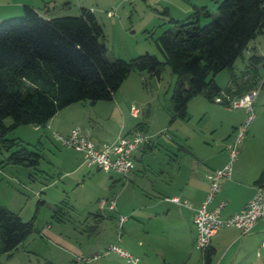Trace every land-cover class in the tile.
Here are the masks:
<instances>
[{"label": "trees", "instance_id": "1", "mask_svg": "<svg viewBox=\"0 0 264 264\" xmlns=\"http://www.w3.org/2000/svg\"><path fill=\"white\" fill-rule=\"evenodd\" d=\"M212 1L215 14L203 25L198 17L210 16L205 6L195 8L183 20H168L170 26L154 40L161 60L148 52L128 60L108 59L101 26L84 7L78 15L47 17L22 4L21 15L0 20V146L8 152L2 162L35 166L40 157L17 137L5 138L8 130L19 125L44 127L58 110L77 102L111 100L131 71L159 78L164 67L169 68L174 76L169 122L187 119V104L198 94L209 101L221 97V102L213 101L227 107L225 95L236 98L257 88L263 55L252 51L239 74L233 72V65L264 31V0ZM222 70L228 72L224 88L214 80ZM5 118H10L8 125L3 123ZM141 128L138 122L133 130ZM58 209L53 206L55 219ZM34 218L24 221L0 204V254L10 255L33 232ZM208 247L203 264L212 255Z\"/></svg>", "mask_w": 264, "mask_h": 264}, {"label": "crops", "instance_id": "2", "mask_svg": "<svg viewBox=\"0 0 264 264\" xmlns=\"http://www.w3.org/2000/svg\"><path fill=\"white\" fill-rule=\"evenodd\" d=\"M256 42L258 45L259 41L255 40L248 45L249 51L246 52L248 56L258 49ZM233 72L239 74L240 71L235 72L233 67ZM257 73L260 76L259 68ZM214 80L218 84L215 78ZM192 100L193 98L187 104L188 118L185 120L175 119L169 122L170 113L167 112L168 125L165 124V117L157 123L149 116L148 110L141 112L142 120L139 122L142 123L141 130L147 138V143L141 151L133 153L134 168L127 180L115 172L112 173L116 176L109 175L111 186L123 181L122 191L118 199L114 200V208L107 207L108 200L96 198L97 207L94 212L93 209L86 208L84 216L81 214L74 218L71 214L76 209L75 205L60 200V203L53 204L59 207L58 219L51 215L53 220L46 221L41 230L34 229L19 245L25 247L26 251L39 255L40 264H45L46 261L51 264H125L124 260L115 254L87 261L76 260L77 257L90 258L111 244L113 241L111 233L115 232L118 245L137 255V264H203V253L192 244L195 234L192 224L193 213L207 191V173L222 167L228 161L226 145L233 142L235 136L231 140L232 135H226L224 143L220 144L222 146L207 145V142L199 140L192 142L186 130ZM215 104L217 105L211 107L215 112L224 113L220 108L230 109L220 103ZM131 106L133 105L129 106V115L137 118L139 112L134 107L136 112L132 113ZM252 106L255 118L253 117L246 135H243L242 143L239 146L237 144L238 153L231 164L229 178L220 180L219 192L211 203L213 205L220 200L225 202L220 212L222 218L242 209L253 196L257 185L264 188V136L262 135L263 139L260 137V133L264 132V99L255 98ZM238 109L242 110L241 113L228 115L231 130L235 129V124L240 123L246 114L243 108ZM57 112L46 124L51 133L66 134L72 127H80L81 121L78 117L74 118L68 114V117L60 120ZM185 121L186 123H183ZM259 123L263 125L261 132ZM135 124L117 135L129 134ZM33 127L38 130V127ZM122 127L124 128L125 124ZM257 140L262 141V145L255 144ZM70 166L72 170L64 172V175L78 172L84 164L80 160L78 164L71 163ZM91 167L86 168L89 170ZM260 175L261 182L256 184L255 180ZM127 181L133 187L136 186L137 190L140 189L141 195L126 193L127 196L121 197L129 187ZM133 187L129 193L134 190ZM174 195L187 201L190 208L164 199ZM101 200L105 202L99 207ZM119 216L126 218L119 222ZM36 236L39 239H36ZM263 239L264 217L258 219L251 231L246 234H240L234 227L222 226L210 237L208 248L211 249L212 255L208 264H264V247L261 246ZM35 247H39L40 250Z\"/></svg>", "mask_w": 264, "mask_h": 264}, {"label": "rangeland", "instance_id": "3", "mask_svg": "<svg viewBox=\"0 0 264 264\" xmlns=\"http://www.w3.org/2000/svg\"><path fill=\"white\" fill-rule=\"evenodd\" d=\"M22 4H30L47 17L78 15L81 7L89 9L101 26L103 41L107 48L106 56L110 60L114 58L128 60L144 52L154 54L161 60V54L154 40L160 32L170 26L168 21L170 18L183 20L195 8L205 6L210 16L198 17L199 24L203 25L215 14L216 6L212 0H0V20L21 15ZM262 37L264 36L260 34L252 41H259L258 45L256 42L258 49L255 53L264 56V38ZM248 49L235 60L233 65L235 72L243 70L247 64ZM259 74L260 79L256 85L258 92L255 98L264 99L262 67H259ZM214 78L218 85L224 88L228 82V72L222 70ZM173 81L174 76L167 66L164 67L159 78L149 77L145 71H131L111 100H99L94 104L87 100L77 102L74 106L59 110L57 117L59 116L60 120L68 117V114L74 118L78 117L81 124H79L80 127H75H78L83 134L90 136L93 141L99 142H109L118 133L127 131L136 122L142 120L141 112L144 113L147 110L154 122L162 121L165 117V124L168 125L166 115L170 112L169 94ZM131 104L139 112L137 118L129 115ZM214 105L217 104L213 100L209 101L200 94L193 97L189 124H186L187 134L190 135L192 142L199 140L207 142V145L222 146L220 144L224 143V137L229 134L232 135L231 140H233L238 128L243 124L246 114L240 123L235 124V129L231 130L228 115L241 113L242 110L220 108L224 113L215 112L211 108ZM253 113L255 118L254 110ZM253 119L245 126L243 135H246ZM3 123L8 125L10 118L3 119ZM123 124H125L124 128ZM258 125L260 131L263 125L260 123ZM60 134L66 136L68 133ZM50 135L47 125L38 127V130H35L32 125H19L5 134V138L8 139L17 137L21 140L22 146L40 155L35 166L4 164L2 161L8 152L0 146V204L17 213L24 221L35 215L33 225L36 230H41L49 219L53 220L52 206L60 200L69 205H75L76 209L71 215L76 218L81 214L84 216L87 212L86 208H91L94 212L97 207L96 198L116 201L123 188L121 187L123 181L114 186L110 185L112 181L109 175L116 176V174L96 170L94 166L88 170L84 165L78 172L64 175V172L68 173L72 170L71 163L78 164L80 160L82 162L81 155L74 148L59 144ZM262 135L264 136V132L260 133L263 139ZM241 141L238 146L242 143ZM254 143L262 145V141L259 140ZM131 187L133 186L129 182V187L125 189L121 197L127 196L126 193L141 195V190H137L136 186L129 193ZM38 200L42 202L36 204ZM81 227L84 226L81 225ZM111 235L113 236L111 244L118 245L115 232ZM36 239L39 237L36 236ZM35 248L40 250L39 247ZM104 248L97 252H101ZM109 254L113 253H100L98 257L102 258ZM7 255L0 254V264L41 263L39 255L26 251L21 245Z\"/></svg>", "mask_w": 264, "mask_h": 264}, {"label": "built area", "instance_id": "4", "mask_svg": "<svg viewBox=\"0 0 264 264\" xmlns=\"http://www.w3.org/2000/svg\"><path fill=\"white\" fill-rule=\"evenodd\" d=\"M258 88L250 89L236 98H230L227 95L224 98L227 101V107L243 108L246 112L243 124L238 128L234 141L226 145L228 151V161L220 168L209 171L206 175L208 188L200 205L194 209L192 224L194 227L193 247L203 253L208 247L210 237L222 226L234 227L240 234H246L251 231L256 221L264 217V188L257 185L253 196L247 201L242 209L225 218L220 217V212L225 205L223 200L211 205L215 195L220 189V180L229 178L231 173V164L235 160L238 149L237 144L243 137L245 126L253 119L252 109L253 100L257 94ZM215 102H221V97H214ZM132 113L136 112L134 107H130ZM51 136L61 145L72 147L81 155L85 166H94L104 172H115L122 179L127 180L129 174L134 168L133 153L141 151L147 143V138L142 131L133 130L126 135H117L110 142L96 143L88 135L83 134L78 127H72L66 136L53 132ZM167 201L190 208V204L181 200L178 196L164 198ZM104 200L99 201V207H102ZM115 206L114 199L108 200L107 207L112 209ZM125 216H119L118 221L125 220ZM264 247V239L261 241ZM100 253H113L123 259L125 264H137L138 258L128 250L119 245L108 244L101 252L93 254L90 258L77 257L78 261H87L97 258Z\"/></svg>", "mask_w": 264, "mask_h": 264}]
</instances>
